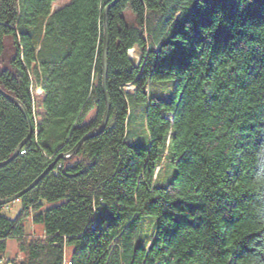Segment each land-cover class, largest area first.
<instances>
[{
  "label": "trees",
  "instance_id": "16d2710c",
  "mask_svg": "<svg viewBox=\"0 0 264 264\" xmlns=\"http://www.w3.org/2000/svg\"><path fill=\"white\" fill-rule=\"evenodd\" d=\"M55 1L0 0V86L34 128L0 168V200L104 114L113 0ZM107 19L108 125L14 218L0 207V261L14 239L12 264H264V0H118ZM27 134L0 94V162Z\"/></svg>",
  "mask_w": 264,
  "mask_h": 264
},
{
  "label": "water",
  "instance_id": "95a60500",
  "mask_svg": "<svg viewBox=\"0 0 264 264\" xmlns=\"http://www.w3.org/2000/svg\"><path fill=\"white\" fill-rule=\"evenodd\" d=\"M118 0H113L104 10L103 12V46H102V58H101V64H102V91L104 95V100H105V110L104 114L102 116L101 123L99 127L84 135L69 151L64 152V153H59L56 158L53 160V162L39 175L37 176L26 188L23 190L19 191L18 193L6 197L4 199L0 200V207H4L14 201L19 200L23 195L28 193L30 190H32L45 176L46 174L54 168V166L57 164V162L60 159H68L72 156H74L81 145L88 139L93 138L106 129L108 125V121L110 118V109H111V101L107 92V73H108V50H109V36H108V19H107V12L108 10L114 6L117 3ZM0 94L15 104L16 107L19 108L23 116L25 117L28 125V134L26 138L18 145L16 148L15 152L6 160L0 162V168L6 166L8 163H10L22 150L24 145L30 140V138L33 136L34 133V128L32 124V119L31 116L25 107L23 103H21L16 97L11 95L10 93L4 91L1 86H0Z\"/></svg>",
  "mask_w": 264,
  "mask_h": 264
},
{
  "label": "rangeland",
  "instance_id": "374dc122",
  "mask_svg": "<svg viewBox=\"0 0 264 264\" xmlns=\"http://www.w3.org/2000/svg\"><path fill=\"white\" fill-rule=\"evenodd\" d=\"M70 1L71 0H56L55 1V4H53V7L52 8L53 9H57L59 7H62L64 5H66V4H68ZM126 15L128 16V20L129 21H132V17L130 16L129 12L126 13ZM136 52H137L138 58H134L133 60L136 61V62H138L140 56H139V51H138L137 48H136ZM130 89H132V87H130ZM125 90H128V88L126 87ZM39 93L40 92L37 91V90L34 92V94H39ZM32 99H33V104H35V98H34V96L32 97ZM94 116H95V112L92 111L88 115V117L86 119V122L91 121L94 118ZM20 208H21V202L19 200H17V201H14V202H12V203L4 206L3 207V213L6 214L10 218H14L17 215V213L19 212ZM26 228H27V230H29V233L38 234L40 236H43V232H44L43 227L42 226H37V227L36 226H33V223H32V220L31 219H27V221H26ZM16 246H17L16 240L10 239L8 241L7 253L8 254L14 253L15 252V249H16ZM70 252H71L70 249H66L65 250V258H64L65 263L68 262V259H69V256H70ZM3 260H5V259H3Z\"/></svg>",
  "mask_w": 264,
  "mask_h": 264
},
{
  "label": "crops",
  "instance_id": "0c3cea01",
  "mask_svg": "<svg viewBox=\"0 0 264 264\" xmlns=\"http://www.w3.org/2000/svg\"><path fill=\"white\" fill-rule=\"evenodd\" d=\"M37 227V226H36ZM7 249H8V246H7ZM15 252H16V249H15ZM15 252L14 253H12V254H8L7 253V251H6V253H5V256H4V259L5 260H10V259H13L14 258V256L16 255L15 254ZM17 257L19 258V259H21L22 258V256L21 255H17Z\"/></svg>",
  "mask_w": 264,
  "mask_h": 264
},
{
  "label": "built area",
  "instance_id": "2783aa9c",
  "mask_svg": "<svg viewBox=\"0 0 264 264\" xmlns=\"http://www.w3.org/2000/svg\"><path fill=\"white\" fill-rule=\"evenodd\" d=\"M126 87L128 88V90L130 89V85H127ZM126 87H125V88H126ZM0 262H1L2 264H12L9 260H1Z\"/></svg>",
  "mask_w": 264,
  "mask_h": 264
},
{
  "label": "bare ground",
  "instance_id": "6f19581e",
  "mask_svg": "<svg viewBox=\"0 0 264 264\" xmlns=\"http://www.w3.org/2000/svg\"><path fill=\"white\" fill-rule=\"evenodd\" d=\"M36 91V90H35ZM37 91H39L40 92V90H37ZM40 94V93H39ZM36 95V94H35Z\"/></svg>",
  "mask_w": 264,
  "mask_h": 264
},
{
  "label": "clouds",
  "instance_id": "9594fccd",
  "mask_svg": "<svg viewBox=\"0 0 264 264\" xmlns=\"http://www.w3.org/2000/svg\"><path fill=\"white\" fill-rule=\"evenodd\" d=\"M41 91V90H40Z\"/></svg>",
  "mask_w": 264,
  "mask_h": 264
}]
</instances>
